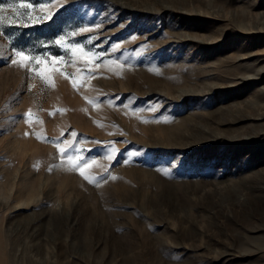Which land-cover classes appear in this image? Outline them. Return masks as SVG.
<instances>
[{
  "label": "rangeland",
  "instance_id": "1",
  "mask_svg": "<svg viewBox=\"0 0 264 264\" xmlns=\"http://www.w3.org/2000/svg\"><path fill=\"white\" fill-rule=\"evenodd\" d=\"M0 264H264V0H0Z\"/></svg>",
  "mask_w": 264,
  "mask_h": 264
},
{
  "label": "snow or ice",
  "instance_id": "2",
  "mask_svg": "<svg viewBox=\"0 0 264 264\" xmlns=\"http://www.w3.org/2000/svg\"><path fill=\"white\" fill-rule=\"evenodd\" d=\"M20 7H23V8H30V5H27V4H21ZM17 56H18V57H22V56H24V54H23V52L21 51V52H18V53H17ZM24 59L35 61V60H37L38 58H35V57H24ZM42 78H43V77H42Z\"/></svg>",
  "mask_w": 264,
  "mask_h": 264
}]
</instances>
